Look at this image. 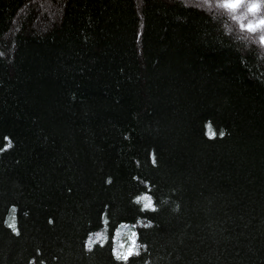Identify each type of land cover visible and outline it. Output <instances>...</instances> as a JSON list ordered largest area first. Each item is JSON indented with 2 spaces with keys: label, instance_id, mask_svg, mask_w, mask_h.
Wrapping results in <instances>:
<instances>
[{
  "label": "trees",
  "instance_id": "trees-1",
  "mask_svg": "<svg viewBox=\"0 0 264 264\" xmlns=\"http://www.w3.org/2000/svg\"><path fill=\"white\" fill-rule=\"evenodd\" d=\"M250 2L0 0V264H264Z\"/></svg>",
  "mask_w": 264,
  "mask_h": 264
},
{
  "label": "snow or ice",
  "instance_id": "snow-or-ice-1",
  "mask_svg": "<svg viewBox=\"0 0 264 264\" xmlns=\"http://www.w3.org/2000/svg\"><path fill=\"white\" fill-rule=\"evenodd\" d=\"M238 5H239V0H229V2L226 3L224 6L226 8L235 9L238 7ZM257 7H258V5H255V4L252 5V10L255 11L257 9ZM260 23L264 24V21H261ZM248 27L252 28V27H254V25H248ZM143 200L146 201L145 203H143L144 209H151L152 210L153 209L152 201L147 197H144ZM137 202L140 203L141 201L138 199ZM13 224H15L14 221L9 225V227H11L12 231H15V229L12 228ZM135 237H136V233L134 231H130L129 232L130 244L127 247V249H131V251L128 252L127 255H122V253H124V252L119 251L116 248L113 249V254L118 260H122L124 262H127V260L129 259V256L138 253V252H136V239H135ZM102 240H103V237L100 234H95L93 238H90V240L87 244V247L92 248L94 243H100V245L103 246ZM104 242H106V241H104ZM123 247H124V245L120 244V248H123Z\"/></svg>",
  "mask_w": 264,
  "mask_h": 264
},
{
  "label": "rangeland",
  "instance_id": "rangeland-1",
  "mask_svg": "<svg viewBox=\"0 0 264 264\" xmlns=\"http://www.w3.org/2000/svg\"><path fill=\"white\" fill-rule=\"evenodd\" d=\"M183 1H190V0H183ZM229 2V0H227V3ZM242 2H243V0H239V5H238V7L242 4ZM257 5V3L256 2H250V3H248L247 5H246V12L245 13H247V12H249V15H246V16H244V18H243V23H244V26L247 28V29H250V30H257V29H259L261 26H263L264 24H261L260 22L261 21H264V17H260V18H253L252 16H253V12H255V11H253L252 10V5ZM237 7V8H238ZM236 9V8H235ZM248 25H254V27H252V28H249L248 27ZM260 39H261V42L262 43H264V31H262L261 32V34H260ZM247 48H248V46H247Z\"/></svg>",
  "mask_w": 264,
  "mask_h": 264
},
{
  "label": "clouds",
  "instance_id": "clouds-1",
  "mask_svg": "<svg viewBox=\"0 0 264 264\" xmlns=\"http://www.w3.org/2000/svg\"><path fill=\"white\" fill-rule=\"evenodd\" d=\"M109 182H110V181H109ZM142 210H143V209H142ZM152 210L155 211L156 208L153 207ZM49 222L51 223V220H50ZM12 228L15 229V231H13V232L18 236L20 233H19V230L17 229V225H16V223L12 225ZM87 250H88V251H91L92 249L87 247ZM130 251H131V249H127L124 253H122V255H127V253L130 252ZM136 255H139V252L136 253ZM129 257H130V256H129ZM125 264H126V262H125Z\"/></svg>",
  "mask_w": 264,
  "mask_h": 264
}]
</instances>
